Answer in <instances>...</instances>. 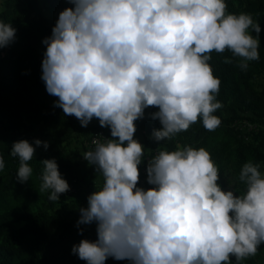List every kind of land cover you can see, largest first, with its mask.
<instances>
[{
    "label": "clouds",
    "instance_id": "9594fccd",
    "mask_svg": "<svg viewBox=\"0 0 264 264\" xmlns=\"http://www.w3.org/2000/svg\"><path fill=\"white\" fill-rule=\"evenodd\" d=\"M68 3L72 6L59 12L51 35L42 41L41 79L64 115L74 116L82 127L98 119L100 127L86 140L82 155L103 178L100 188L87 193V207L79 209L77 220L78 227L95 223L97 238L81 239L72 253L86 264H105L109 257L129 264H232L235 257L241 264L255 256L264 243L261 165H242V192L224 189L208 150L177 144L175 150L157 152L165 146H151L152 137L135 121L145 109H157L149 113L161 125L152 132L156 141L172 140L198 121L215 131L221 124L214 114L222 107L216 98L221 81L209 63L211 53L230 51L239 58L238 67L247 70L259 59L257 21L250 13L229 12L226 0ZM15 34L11 23L0 19V49ZM224 63L232 60L225 57ZM99 130L106 140L92 148L90 139ZM145 139L152 155L144 150ZM42 143L46 149L47 142L34 141ZM35 151L26 139L11 146L21 183L33 173L29 162ZM145 157L151 158L146 177L140 172ZM41 162V193L56 202L74 192L54 158ZM4 167L0 155V171ZM145 178L150 187L138 186Z\"/></svg>",
    "mask_w": 264,
    "mask_h": 264
},
{
    "label": "trees",
    "instance_id": "16d2710c",
    "mask_svg": "<svg viewBox=\"0 0 264 264\" xmlns=\"http://www.w3.org/2000/svg\"><path fill=\"white\" fill-rule=\"evenodd\" d=\"M45 2L56 19L61 10L72 6L68 0ZM226 3L229 12L250 13L264 29V0H226ZM7 4L9 7L0 12V19L11 23L16 34L9 45L0 49V155L5 161L0 171V264H86L72 253V247L81 239L97 238L95 223L78 227L77 220L79 209L87 207V193L102 185L97 182V174L86 166L87 161H81L86 140L100 127L99 121L92 119L87 127H82L79 120L64 115L55 105L57 97L46 92L41 79L46 49L42 41L51 35L55 22L52 19L49 22L43 15L38 0H9ZM259 42V59L250 61L247 70L238 67L239 58L232 57L230 51L211 53L209 63L221 81L216 98L222 107L214 113L221 124L215 131L206 130L202 121H198L172 140L156 141L152 132L161 125L149 113L157 109H145V116L135 121L141 132L152 137L151 146L155 142L165 146L157 148V152L175 150L177 144L204 147L218 165L222 188L237 192L245 188L238 180L245 162L259 163L261 172L264 171V90L255 91L249 80L253 69L264 70V42ZM225 57L232 63H224ZM241 119L259 127L243 132L236 127ZM21 139L32 144L39 139L48 144L45 149L42 143L35 151L29 162L33 173L23 183L16 178L19 160L10 155L13 142ZM147 141L144 140V150L149 149ZM153 151L150 147L151 155ZM53 158L62 177L74 186V192L60 196L56 202L48 199L47 192L39 190L41 161ZM138 186L150 187L146 178ZM51 225L56 228L54 235L50 234ZM231 260L236 264L235 257ZM105 264L129 262L109 257ZM241 264H264V243L255 256Z\"/></svg>",
    "mask_w": 264,
    "mask_h": 264
},
{
    "label": "rangeland",
    "instance_id": "374dc122",
    "mask_svg": "<svg viewBox=\"0 0 264 264\" xmlns=\"http://www.w3.org/2000/svg\"><path fill=\"white\" fill-rule=\"evenodd\" d=\"M9 2V0H0V3H2L3 5V9H5L6 7H9V5L7 4ZM38 3L41 7V11L43 13L44 16L47 17V19L49 20V22H51V19H52V22H56V16L55 14L51 11V7H49L48 5H46V2L45 0H38ZM254 20H256L254 18ZM257 21V20H256ZM258 23V22H257ZM261 31L259 33V41H263L264 42V29L262 27H260ZM253 33H255L254 31H252ZM250 84H251V87L252 89H254L255 91H261V90H264V70H257V69H253L251 75H250ZM224 115H225V112H224ZM98 120L96 118H93V120ZM138 121V120H137ZM247 120L245 119H241L240 123H236V127H239L241 128V130L244 132V131H248L250 129L252 130H256L259 126H255L253 123L251 122H248ZM34 147H36V150L39 149V147L41 146H35V144H33ZM149 151V149H147V152ZM81 161H86L83 157L81 158ZM86 166L88 168L91 169L92 172H95L97 174V179L100 183V178L101 180H103L102 176L100 175L99 172L96 171L95 169V166L93 165H89L88 162H86ZM86 169V168H85ZM264 173V171L262 172ZM102 184V183H100ZM98 184V185H100ZM91 226H93V224H91ZM94 228H96V226L94 225ZM50 234L51 235H54V231H56V228L51 225L50 226Z\"/></svg>",
    "mask_w": 264,
    "mask_h": 264
},
{
    "label": "built area",
    "instance_id": "2783aa9c",
    "mask_svg": "<svg viewBox=\"0 0 264 264\" xmlns=\"http://www.w3.org/2000/svg\"><path fill=\"white\" fill-rule=\"evenodd\" d=\"M105 140H106V136H105V134L103 133L102 130H99V131L97 132V134H94V135L91 137L90 142H89V146L92 147V148H94V146H95V145H94V142H96V141H99V142H105ZM149 159H151V158H149V157H145V163L141 162V163H143V164H142L141 167H140V172H141V174H142L144 177H146V165H147V162H148ZM141 182H142V180H141ZM71 188H72V187L70 186L69 190H72Z\"/></svg>",
    "mask_w": 264,
    "mask_h": 264
}]
</instances>
